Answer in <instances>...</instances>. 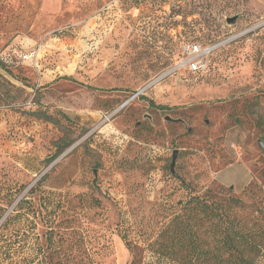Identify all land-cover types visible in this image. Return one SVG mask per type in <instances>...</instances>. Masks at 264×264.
Here are the masks:
<instances>
[{
    "label": "rangeland",
    "instance_id": "374dc122",
    "mask_svg": "<svg viewBox=\"0 0 264 264\" xmlns=\"http://www.w3.org/2000/svg\"><path fill=\"white\" fill-rule=\"evenodd\" d=\"M1 56L0 264H179L180 201L264 192V0H0Z\"/></svg>",
    "mask_w": 264,
    "mask_h": 264
},
{
    "label": "trees",
    "instance_id": "16d2710c",
    "mask_svg": "<svg viewBox=\"0 0 264 264\" xmlns=\"http://www.w3.org/2000/svg\"><path fill=\"white\" fill-rule=\"evenodd\" d=\"M201 11L193 3L183 7L175 2L171 14L182 16V20L196 13L206 18L214 15L211 10ZM197 20L193 18L191 22ZM8 59L1 56L0 60L9 63ZM245 192L252 202L210 188L202 194L191 193L179 202L181 212L174 214L160 231L151 251L179 264H264V192L256 182L250 183ZM23 202H19L17 210L24 208ZM20 215L17 212L8 216L3 225ZM127 244L133 251L131 264H143V250L131 247L130 240Z\"/></svg>",
    "mask_w": 264,
    "mask_h": 264
},
{
    "label": "built area",
    "instance_id": "2783aa9c",
    "mask_svg": "<svg viewBox=\"0 0 264 264\" xmlns=\"http://www.w3.org/2000/svg\"><path fill=\"white\" fill-rule=\"evenodd\" d=\"M186 50L191 55L190 59L187 62L189 69L194 72L204 70L207 65L201 57V54L203 52L201 47L198 44H190L186 47ZM19 56H21L20 58H22L23 60H30V58L33 57V52H20Z\"/></svg>",
    "mask_w": 264,
    "mask_h": 264
},
{
    "label": "water",
    "instance_id": "95a60500",
    "mask_svg": "<svg viewBox=\"0 0 264 264\" xmlns=\"http://www.w3.org/2000/svg\"><path fill=\"white\" fill-rule=\"evenodd\" d=\"M236 19H237V16H233V17L227 18V20H228L229 23H234L236 21ZM139 92H137L136 94H138ZM166 119H168L170 121H180V119H173L170 116H166ZM261 144L263 145V142H261ZM176 155H177V150L174 151L173 160H172V163H171V170L173 172H174V169L173 168H174V164H175Z\"/></svg>",
    "mask_w": 264,
    "mask_h": 264
},
{
    "label": "crops",
    "instance_id": "0c3cea01",
    "mask_svg": "<svg viewBox=\"0 0 264 264\" xmlns=\"http://www.w3.org/2000/svg\"><path fill=\"white\" fill-rule=\"evenodd\" d=\"M31 51H32V50H31ZM31 51H30V52H31ZM21 52H22V53H29L28 50L21 51ZM26 62H27V61H26ZM30 65H32V64H30Z\"/></svg>",
    "mask_w": 264,
    "mask_h": 264
}]
</instances>
